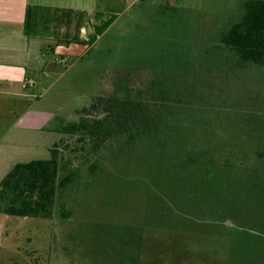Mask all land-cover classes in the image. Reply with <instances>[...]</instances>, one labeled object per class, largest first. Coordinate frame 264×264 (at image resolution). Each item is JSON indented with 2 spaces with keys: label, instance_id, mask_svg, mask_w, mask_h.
Masks as SVG:
<instances>
[{
  "label": "rangeland",
  "instance_id": "1",
  "mask_svg": "<svg viewBox=\"0 0 264 264\" xmlns=\"http://www.w3.org/2000/svg\"><path fill=\"white\" fill-rule=\"evenodd\" d=\"M132 1L80 60L57 59L43 99L67 123L96 97L144 89L150 70L163 66L155 61L165 46L159 41L172 35L159 18L181 6L179 36L165 49L172 58L167 69L181 70L194 85L186 100L196 112L187 121L196 122L200 138L212 142L208 155L221 161L149 163L136 132L109 137L97 151L79 145L62 160L72 179L58 188L51 219L0 213V264H264V66L241 67L218 43L242 14L243 0ZM37 136L41 151L26 163L49 159L62 137L60 149L76 148L75 137Z\"/></svg>",
  "mask_w": 264,
  "mask_h": 264
},
{
  "label": "trees",
  "instance_id": "2",
  "mask_svg": "<svg viewBox=\"0 0 264 264\" xmlns=\"http://www.w3.org/2000/svg\"><path fill=\"white\" fill-rule=\"evenodd\" d=\"M181 8L172 5L168 9L173 13L163 20L159 18L161 24L169 26L166 30L172 35L167 43L159 41L165 46L155 52V61L163 66L157 71L149 69L150 80L146 87H125L115 90L109 97L94 98L89 108L77 112V122L66 123L56 117L54 129L61 136L75 137L76 148L70 150L66 145L60 149L65 143L62 137L51 148L49 159L15 165L0 182V213L10 217L51 219L58 188H65L72 179V173L67 166H62V160L70 161L68 152L79 151V145L89 146L92 151L104 148L109 137L116 139L118 135L141 133L140 142L148 152L143 157L149 163L157 160L163 166L187 167L210 166L221 161L218 155H208L212 142L200 138L196 122L187 121L186 117L191 118V113L196 112L192 101L186 100L188 95L195 93L194 85L188 86L187 76L181 70L174 73L175 70L167 69L172 58L168 56L170 49H165L170 40L179 36L181 28L176 23L184 18ZM242 10L238 19L218 35V43L233 55L239 66H264V0H243ZM178 55L175 54V59H179ZM197 110L201 118H208L204 109L198 107ZM129 138L126 139L130 143L133 140ZM226 163H230L229 160Z\"/></svg>",
  "mask_w": 264,
  "mask_h": 264
},
{
  "label": "crops",
  "instance_id": "3",
  "mask_svg": "<svg viewBox=\"0 0 264 264\" xmlns=\"http://www.w3.org/2000/svg\"><path fill=\"white\" fill-rule=\"evenodd\" d=\"M126 7L127 0H0V182L41 151L37 135H60L51 126L58 109L42 97L56 61L80 60Z\"/></svg>",
  "mask_w": 264,
  "mask_h": 264
}]
</instances>
